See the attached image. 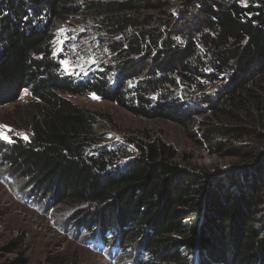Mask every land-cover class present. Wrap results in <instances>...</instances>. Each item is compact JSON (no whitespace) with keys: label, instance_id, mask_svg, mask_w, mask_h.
Segmentation results:
<instances>
[{"label":"trees","instance_id":"trees-1","mask_svg":"<svg viewBox=\"0 0 264 264\" xmlns=\"http://www.w3.org/2000/svg\"><path fill=\"white\" fill-rule=\"evenodd\" d=\"M69 20L102 67L85 78L64 71L66 46L54 52ZM25 88L10 125L28 137L0 139V181L51 194L29 206L70 209L112 264H264V0H0V107ZM91 95L236 162L180 167L142 136L101 146L108 116L71 100Z\"/></svg>","mask_w":264,"mask_h":264},{"label":"rangeland","instance_id":"rangeland-1","mask_svg":"<svg viewBox=\"0 0 264 264\" xmlns=\"http://www.w3.org/2000/svg\"><path fill=\"white\" fill-rule=\"evenodd\" d=\"M92 1L110 3L114 0ZM76 23L75 20L59 22L54 52L59 53L64 46L71 51L69 59L64 61L63 69L67 74L79 79L102 67L99 59L91 53V43L90 51H87V39L82 37L81 28L75 27L80 25ZM30 99V88H25L19 101L0 107V133L11 137L12 132L27 139L25 131H14V126L11 125L16 121L12 114L15 111L22 113V106ZM71 100L79 106L96 109L108 116L109 123L104 127L105 136L100 142L101 146L114 147L121 142L123 136H142L145 142L160 139L174 148L180 167L192 165L222 172L230 169L236 162L230 157H222L223 152L203 148L193 141L185 127L171 119L136 117L113 103L93 98V95L77 96ZM194 117L199 123L202 122L203 117ZM15 179L18 189L0 181V264H112L104 254L113 249L110 244H102L98 235L85 236L84 233L73 231L72 225H69L70 209H54L47 206L50 210L47 213L29 206L24 201L48 204L51 194L30 197L25 181L18 175H15ZM60 227L64 231H61ZM66 228L70 230L71 236Z\"/></svg>","mask_w":264,"mask_h":264},{"label":"snow or ice","instance_id":"snow-or-ice-1","mask_svg":"<svg viewBox=\"0 0 264 264\" xmlns=\"http://www.w3.org/2000/svg\"><path fill=\"white\" fill-rule=\"evenodd\" d=\"M66 63V62H65ZM93 98H96L94 95H93ZM6 127V126H5ZM0 138H3V139H7L10 141V137L4 135L3 133H0Z\"/></svg>","mask_w":264,"mask_h":264}]
</instances>
